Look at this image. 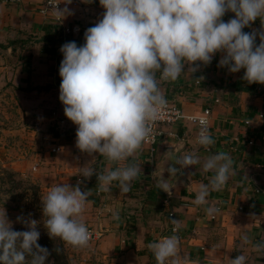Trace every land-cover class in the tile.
Here are the masks:
<instances>
[{"label": "crops", "instance_id": "1", "mask_svg": "<svg viewBox=\"0 0 264 264\" xmlns=\"http://www.w3.org/2000/svg\"><path fill=\"white\" fill-rule=\"evenodd\" d=\"M40 2L0 0L4 160L13 157L9 146L21 154L37 145L21 120L31 128L66 129L62 148L82 172L75 183L92 208L82 226L100 233L78 248L86 264H168L160 257L179 264H264V89L258 74L228 56L262 45L259 37L250 39L249 24L241 26L242 13L220 0H79L42 15ZM71 23L88 34H63ZM210 33L231 34L234 41L210 52L202 36ZM116 65L130 68L126 83L144 96L169 98L189 115L208 108L205 140L194 124L182 122L171 128L174 135L156 138L151 155L139 138L121 142L119 157L106 142L100 152L84 151L75 137H91L118 102L108 78ZM175 147L185 184L165 188L153 167ZM166 210L179 240L168 229Z\"/></svg>", "mask_w": 264, "mask_h": 264}, {"label": "rangeland", "instance_id": "2", "mask_svg": "<svg viewBox=\"0 0 264 264\" xmlns=\"http://www.w3.org/2000/svg\"><path fill=\"white\" fill-rule=\"evenodd\" d=\"M234 1L242 13L241 26H256L250 39L259 37L262 45L246 48L255 62L264 65V0ZM258 76L264 89V77ZM21 123L24 131L33 130L37 145L22 146L21 154V149L9 146L7 152L13 157L4 160L7 154L3 153L6 146L1 130L6 124L0 118V264H51L49 246L61 248L65 264H86L78 248L86 241L81 235L82 223L92 208L75 183L84 176L74 171L75 165L65 153L68 148H62L66 129L51 124L31 128L28 122ZM55 145L60 146L58 151L52 150Z\"/></svg>", "mask_w": 264, "mask_h": 264}, {"label": "built area", "instance_id": "3", "mask_svg": "<svg viewBox=\"0 0 264 264\" xmlns=\"http://www.w3.org/2000/svg\"><path fill=\"white\" fill-rule=\"evenodd\" d=\"M79 0H41L38 7V12L42 15L50 14L51 12L66 8L76 4ZM119 2H134L136 0H117ZM157 1L166 4V0H145ZM200 8V4L197 5ZM168 15V13H167ZM176 16V15H174ZM248 30L254 32V25L249 24ZM62 33L67 35H82L88 34L86 27H80L78 24L71 23L62 27ZM206 48L210 52H218L223 50V41L232 42L231 34L226 36H218L216 34H202ZM229 60L238 67L244 68L247 71L259 74L264 77V65L254 61L250 52H231L228 54ZM130 68L123 65H116L108 71V78L113 83L117 95L118 102L110 110L106 122L102 125H97L92 129L91 137H75V142L83 147L87 152H100L105 142L108 145L110 154L119 157L121 142H128L139 138L151 155L153 145L156 138L161 135H174L171 128L182 122H190L196 126V135L200 141H204L207 136V122L209 118V109L204 108L196 115L185 114L183 110L173 100L161 97H147L137 91L131 89L127 83L125 76L129 73ZM64 120H59L63 123ZM248 143H251L250 141ZM60 149L59 145L52 148L54 151ZM32 170L35 166L31 167ZM96 179L101 178V172L97 170ZM99 189L95 193H99ZM166 203L164 199L162 201ZM165 217L168 220V229L174 234L175 239L179 240L177 224L171 210L165 211ZM211 218L213 216H210ZM82 237L86 241L95 242L99 239L100 233L92 231L88 228H83ZM168 264H179L177 259H166Z\"/></svg>", "mask_w": 264, "mask_h": 264}, {"label": "water", "instance_id": "4", "mask_svg": "<svg viewBox=\"0 0 264 264\" xmlns=\"http://www.w3.org/2000/svg\"><path fill=\"white\" fill-rule=\"evenodd\" d=\"M178 150L179 147L166 148L162 159L153 167V172L165 188L177 184H185L177 166L176 153Z\"/></svg>", "mask_w": 264, "mask_h": 264}, {"label": "trees", "instance_id": "5", "mask_svg": "<svg viewBox=\"0 0 264 264\" xmlns=\"http://www.w3.org/2000/svg\"><path fill=\"white\" fill-rule=\"evenodd\" d=\"M221 4L223 7H226L231 13L237 14V9L236 7L231 3V1L229 0H220ZM243 35L245 34L244 29L242 30ZM248 43V41H246L245 39V43ZM245 52H250V51H245ZM251 53V52H250ZM260 63V62H258ZM35 240H33V246L36 245V243H34ZM48 249H50V252L47 254V257H51L52 259V263L51 264H65L64 258H63V254L61 252V248L58 246H54L53 249H51V246L47 247Z\"/></svg>", "mask_w": 264, "mask_h": 264}]
</instances>
